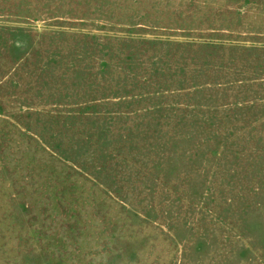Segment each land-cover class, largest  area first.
Instances as JSON below:
<instances>
[{"label":"rangeland","instance_id":"rangeland-1","mask_svg":"<svg viewBox=\"0 0 264 264\" xmlns=\"http://www.w3.org/2000/svg\"><path fill=\"white\" fill-rule=\"evenodd\" d=\"M0 264H264V0H0Z\"/></svg>","mask_w":264,"mask_h":264},{"label":"trees","instance_id":"trees-1","mask_svg":"<svg viewBox=\"0 0 264 264\" xmlns=\"http://www.w3.org/2000/svg\"><path fill=\"white\" fill-rule=\"evenodd\" d=\"M133 114L134 112L133 111H120V112H117V111H113L112 114ZM151 144L149 145V149L151 150L152 147H150ZM160 148V147H159Z\"/></svg>","mask_w":264,"mask_h":264}]
</instances>
